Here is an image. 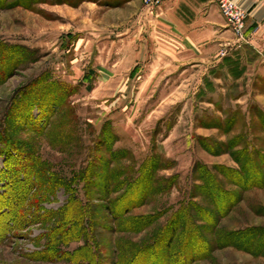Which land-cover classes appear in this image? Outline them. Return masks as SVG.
I'll return each instance as SVG.
<instances>
[{
  "label": "rangeland",
  "instance_id": "374dc122",
  "mask_svg": "<svg viewBox=\"0 0 264 264\" xmlns=\"http://www.w3.org/2000/svg\"><path fill=\"white\" fill-rule=\"evenodd\" d=\"M159 6L0 0L9 227L6 201L28 193L0 264H132L140 251L134 264H264L248 233L264 232L262 62L232 32L183 48ZM28 156L61 184L40 185Z\"/></svg>",
  "mask_w": 264,
  "mask_h": 264
},
{
  "label": "crops",
  "instance_id": "0c3cea01",
  "mask_svg": "<svg viewBox=\"0 0 264 264\" xmlns=\"http://www.w3.org/2000/svg\"><path fill=\"white\" fill-rule=\"evenodd\" d=\"M233 1L246 13L245 37L235 38L236 42L248 44L264 67V0ZM158 17L180 34L183 48L197 52L207 44V39L221 40L224 33H231L212 0H164L156 10Z\"/></svg>",
  "mask_w": 264,
  "mask_h": 264
},
{
  "label": "trees",
  "instance_id": "16d2710c",
  "mask_svg": "<svg viewBox=\"0 0 264 264\" xmlns=\"http://www.w3.org/2000/svg\"><path fill=\"white\" fill-rule=\"evenodd\" d=\"M27 158L29 159V161L25 162L26 164H23V165L21 164L20 167H26V168L30 167V169L28 170V173H31V175H33L36 178V180L40 179V181H41V182L39 181L40 185L45 186L46 189H50L52 187L51 186L52 184H57V185L61 184V182H59V180L56 179L58 177L55 175V173H52V172L47 173L46 172V169H45V167H44V165L42 163L39 164L38 162H35V160H34V162L32 161V164H30L31 157L28 156ZM14 170H20V168L19 169L15 168ZM24 180H26L25 177H24ZM29 180H30V178L28 179V181ZM7 181H8V183H12V180L11 181L7 180ZM31 188H32V185H31ZM27 195H28V193L26 191V193L23 196V199L21 201H19V202H17L18 199H12L13 196H12V198L10 197V199L6 201V206L7 205L9 207L12 206L11 209H10V213H9L11 216L9 218H11V220L13 221L14 224H13V227L12 226L9 227L7 225V223H5V220H3L4 219L3 214L0 213V239L5 237L6 233L10 232V230L12 228H14L15 226H17V227L18 226H22L24 224V222L26 221V218L24 217L25 214L23 213L25 208L20 210V207H21V204L25 202V200L27 198ZM62 226L64 228L66 226V223L64 225H62ZM253 230H255V231H253ZM259 230H261V231H258V229L254 228V229L250 230V232H252V233H250V232H248V233L252 234V235H255L257 238H259V240H257V242L262 243V245L261 246H257V248H255V250H253V252L255 254H264L263 253V251H264V232H263L262 229H259ZM250 243H251V241H250ZM142 254H141V251L138 252V254H136V256L132 259V264H134L137 260L139 262L140 258L144 257V255H142ZM144 254L147 257L145 251H144Z\"/></svg>",
  "mask_w": 264,
  "mask_h": 264
},
{
  "label": "built area",
  "instance_id": "2783aa9c",
  "mask_svg": "<svg viewBox=\"0 0 264 264\" xmlns=\"http://www.w3.org/2000/svg\"><path fill=\"white\" fill-rule=\"evenodd\" d=\"M145 7L152 10L158 7L163 0H143ZM232 34L240 40L245 37V11L233 0H212Z\"/></svg>",
  "mask_w": 264,
  "mask_h": 264
}]
</instances>
